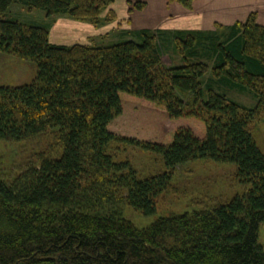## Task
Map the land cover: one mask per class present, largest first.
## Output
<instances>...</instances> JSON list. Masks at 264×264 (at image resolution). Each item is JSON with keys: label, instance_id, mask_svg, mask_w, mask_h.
<instances>
[{"label": "trees", "instance_id": "16d2710c", "mask_svg": "<svg viewBox=\"0 0 264 264\" xmlns=\"http://www.w3.org/2000/svg\"><path fill=\"white\" fill-rule=\"evenodd\" d=\"M170 1L192 9L194 0ZM113 2L0 0V52L38 65L30 83L0 86V139L52 131L62 148L59 158L42 155L0 174V264H264V153L253 133L264 113V25L253 12L209 30L50 41L59 18L97 28L116 21ZM16 4L44 11L43 22L10 17ZM169 47L181 65L165 63ZM232 89L251 92L256 104L230 99ZM191 118L204 126L182 122ZM166 121L174 131L164 138ZM113 142L161 154L165 170L139 178L116 159ZM200 158L234 163L251 187L147 227L122 214L124 203L153 214L178 167Z\"/></svg>", "mask_w": 264, "mask_h": 264}, {"label": "rangeland", "instance_id": "374dc122", "mask_svg": "<svg viewBox=\"0 0 264 264\" xmlns=\"http://www.w3.org/2000/svg\"><path fill=\"white\" fill-rule=\"evenodd\" d=\"M163 1L165 6L169 5V0ZM136 2H140V0H128L125 2L114 0L111 6L115 9L111 6L110 9L116 10L118 14L116 13L117 20L110 24L108 23L99 28L93 25L97 29L89 28L87 32H82L80 27H76L77 29L73 28L71 31L59 28L56 30L55 35L62 38L68 37L70 39L67 42L73 44L79 43V41L90 43L93 38L108 34L110 35L106 41L116 40L119 30H133L135 29L134 26L140 27L136 29H142L147 26L141 23L140 25H135L138 19L149 18L147 14L148 6L143 10H138L135 9ZM106 13L105 11L104 14ZM9 15L13 19L24 23L40 24L44 20L45 13L42 10L29 12L22 5L16 4L11 8ZM156 25L165 26L166 24H154V26ZM176 26L181 25L177 23ZM151 28L157 29L156 27ZM164 57L168 66L181 65L183 62L173 47H169L164 52ZM37 73L38 65L34 61L0 52V86H16L30 83L35 79ZM226 93L230 99L249 107H253L256 104V99L251 92L232 89L226 91ZM191 121L200 122L192 118L182 122L186 124ZM182 122L180 121V123ZM200 123L204 126L202 122ZM164 126L162 134L166 138L167 132L171 134L174 130L168 121H166ZM253 133L264 153V113L253 125ZM111 147L114 148V151L111 152L116 155V159L128 161L137 172L139 178H145L165 170V163L161 154L119 142H113ZM42 155L52 158H59L62 155V148L57 143L56 134L52 131L27 140L0 139V174L10 170H17L30 160L35 159L39 162ZM250 187V183L241 181L237 176V166L234 163L200 158L186 162L178 167L172 179V187L160 196L156 211L153 214H144L126 203L121 206L120 210L126 218L139 227H147L160 216L201 210L206 206L210 207L218 202H225L237 195H242ZM259 240L264 246V227L261 228Z\"/></svg>", "mask_w": 264, "mask_h": 264}, {"label": "crops", "instance_id": "0c3cea01", "mask_svg": "<svg viewBox=\"0 0 264 264\" xmlns=\"http://www.w3.org/2000/svg\"><path fill=\"white\" fill-rule=\"evenodd\" d=\"M120 1L125 2L128 0ZM140 1L145 2L146 6H148L147 14L149 18L144 20L140 18L135 25H140V23L147 25L144 28L209 30L215 27V23L231 25L237 21H245L253 12L257 13V21L264 25V0H194L192 9H187L182 4L171 2L170 0L168 6L164 5L165 2L163 0ZM112 8L115 9L114 7ZM116 13L118 14L117 11ZM159 23L166 25L154 26V24ZM177 23L181 26L177 27ZM76 27H80L82 32H87L89 28L97 29L90 23L59 18L51 29L50 41L54 44H73L67 42L70 38L57 37L55 34L59 28L71 31ZM134 27L135 29L140 28L138 26ZM79 43H82V41H79Z\"/></svg>", "mask_w": 264, "mask_h": 264}]
</instances>
